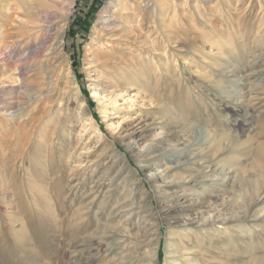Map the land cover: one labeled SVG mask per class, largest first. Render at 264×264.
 <instances>
[{
  "label": "rangeland",
  "instance_id": "obj_1",
  "mask_svg": "<svg viewBox=\"0 0 264 264\" xmlns=\"http://www.w3.org/2000/svg\"><path fill=\"white\" fill-rule=\"evenodd\" d=\"M164 1L167 15L140 31L149 57L126 53L130 63L111 77L86 65L93 30L117 0H74L51 65L17 55L21 17L0 28L9 36H0V264H264V205L246 206L259 188L264 200L254 160L264 146V0ZM145 144L158 149L142 160ZM235 176L233 191L217 182ZM124 179V193L111 192ZM214 213L248 218L221 232L192 226ZM108 226L123 238H103Z\"/></svg>",
  "mask_w": 264,
  "mask_h": 264
},
{
  "label": "bare ground",
  "instance_id": "obj_2",
  "mask_svg": "<svg viewBox=\"0 0 264 264\" xmlns=\"http://www.w3.org/2000/svg\"><path fill=\"white\" fill-rule=\"evenodd\" d=\"M131 1H133V0H117V3H116L117 6L115 7V10L117 12L113 13V14H109V15L100 17L99 24L101 26H100V28H96L95 30H93L94 34H96V35L92 36V38H91V43H92L91 45L95 47V49H93L92 52H91L93 58H91L89 60L90 64L86 65V67L94 66V67H96L98 69L99 73L103 74V70H104L106 72L107 76L111 77V76L115 75L119 71V68L121 66L128 64L127 62H129V59L125 58L126 53L129 52V56L130 57L133 54L135 55L136 53H139V55L140 54H144L147 57H149L148 50L152 49V45H151V42H148V41L145 40V38L148 35L143 37L142 34L140 33V31L143 30L142 26L144 24H147V22H149V21L155 22L158 16L160 17L159 20H163V18L167 15L168 9L172 5L169 4L168 2L164 1V0H139V3H140L139 6H138L137 2H135V3H137V5L134 4L132 6V2ZM73 3H74V0H8L6 5H4V7L2 6L3 8H0V28H2V26L4 27V24L9 25V27L13 26V24H17L18 22L16 21V19L18 17H21L22 21L20 23H18L17 25H20V27L22 28L23 32H18V30H17V32H18L17 34H18V36H20L21 33H22V35H25V37L27 38L26 39L27 41H25V43H24V45H25L24 50H22L19 53H17V55L20 57V59H23V63H25V64L28 63L29 59H31L35 63L36 62H40L39 66L51 65V64L54 63L53 62L54 58L56 56H58L61 53V51H62V46H63L62 44H63V38H64V33H65L66 22H67V20L69 18V15L71 13L70 8L73 7L72 6ZM170 15H172V14H170ZM131 21H135V22L137 21L138 22V25H137L138 29L137 28H129V27H127L128 25L127 26L125 25L126 23H129ZM135 24H137V23H135ZM163 24H164V22H163ZM160 25H162V24H160ZM110 26L112 27V30H107L106 27H110ZM4 28L1 29V30H3L2 31L3 33H2V35L0 33V36L3 37V40L5 42V40L9 36H8V32L7 33L5 32ZM50 31H52V34L50 36V39H48L49 42L48 43H43L41 45L42 49L34 50L33 49L34 44H31V41L32 40L35 41V40H38V39L40 40L42 36L47 35ZM131 32H134L133 38L131 36ZM163 33H164L166 38H169L170 31L168 29H165ZM6 35H7V37H6ZM4 36H5L6 39H4ZM12 37H13V35H12ZM19 38H21V37H18V39ZM129 39H130V41L128 42ZM2 41H0V42L3 43ZM3 45H4V43H3ZM16 45H18V44L16 43L15 46ZM19 45L21 46L20 43H19ZM1 46L2 45L0 44V47ZM26 51H27V53H26ZM151 57H153V56H151ZM29 63H31V62H29ZM225 70H227V69H225ZM26 72H29V71H26ZM119 76H118V78H119ZM21 78L22 77H20V79ZM17 80H18V77H17ZM90 81L91 82L95 81V78H93V76H91L90 77ZM18 84H19V82H18ZM23 86L21 84H19V86L17 88L20 89V88H23ZM30 88L31 87H29V89ZM72 89L74 91L73 93L77 96V99H78V95L80 94L78 86L76 84H73V88ZM11 92H12V89L8 90V94L9 93L11 94ZM24 92H26V91H23V93ZM17 93H19V92H17ZM34 94H36V93H34ZM28 96L30 97V95H28ZM31 99H33V98H31ZM20 102H22V101H20ZM27 102H29V101H27ZM32 104H33V102H32ZM79 104H80L79 105V109H80V107H83V109H86V105H85L83 100H81L79 102ZM23 105L25 106L26 104H23ZM24 106H20L18 114H20V113H22L24 111ZM11 111H13V109ZM14 112H16V111H14ZM3 113H5V112H3ZM11 115H12V113H11ZM21 115H24V114H21ZM28 115H29V113H28ZM181 129L175 130L176 131V135L181 136L183 134ZM130 137H132V136H130ZM210 138H212V136ZM211 140H213V141L212 142L210 141V143L208 144V147L211 148L212 150H216V149L218 150L220 144L217 143V141L221 143L219 138L217 139V141L214 138L211 139ZM135 144H136V140L133 139L132 142H127L124 145V147L126 149H130V148L135 147ZM187 145L188 144H186V146ZM188 147L193 148V144L191 146L188 145ZM185 148H179V149L177 148L178 149L177 153L182 152ZM157 149H158V147H157L156 144H154V145H151V144L146 145L145 144V146L143 145L142 148L139 150V155L137 154L136 156H140L141 155L142 156L141 158L143 160V159L146 158V156L149 153H152V152H154V150L156 151ZM174 149H175V147H172V151H175ZM230 149H232V148H230ZM229 152L230 153H228L227 156L231 157L232 156L231 155L232 151H229ZM255 155H256L255 159H254L255 163L257 165L264 166V146L260 147V149L258 150L257 154H255ZM165 169H169V168L166 167ZM230 176H232V175H230ZM195 177H196L195 175L191 176L192 179H194ZM147 178H149V176H147ZM224 178H225V176L220 177V180L222 181V180H224ZM231 178L229 177L227 179V181H230V183H228V184L224 183V182H221V181L219 182V180H217V182L218 183H223L222 184L223 186H226V185L229 186L228 187L229 191H233L235 189V186H236V176L233 177L232 179ZM171 181H173V184L177 185L176 180L171 179L170 183H171ZM112 185H113V188L111 187L112 188L111 192L116 190L119 193H124V191L126 190V187H127V182L124 179L121 184L113 183ZM224 189H226V188H224ZM259 189H258V193L256 194L257 196L252 198V200L247 201L246 202V204H247L246 206H250V207L252 206L254 208V207H258V206L260 207V206L264 205L263 204L264 200L260 199V194L262 193L263 189L260 190V191H259ZM160 190L161 189H159V188L156 189V191H158V192H160ZM259 192H260V194H259ZM110 195H111V193H109L108 196H104V200H103L104 204L106 203L107 199L110 198ZM131 204H132V201H129V202L123 204V205H119V207L117 206L113 211L119 210L120 208L126 207V206L131 205ZM126 210H127V207H126ZM126 212L130 213L128 211H126ZM212 215H213L212 218H205L203 220L196 221L195 225H192V226L194 228H196L199 232L202 231L203 233H206L209 228H213V227L216 228L215 227L216 225H221L222 229L219 230L221 232L224 229H226V227L230 223H238L241 220V218L242 219H247L248 218V216H245L244 213L242 215H233V216H229V217H226L224 215L222 216V214H220V213L217 214V215L214 213ZM219 217H221V218H219ZM258 222H260V221H258ZM261 223L262 222H260V224ZM106 229H107L108 233L104 232L103 238L109 237V236H112V235L113 236L114 235H120V233H116L115 231H113V227H109L108 226ZM119 231H121V229ZM262 231H264V230H262ZM251 232L254 233V231H252V229H249L248 233L251 234ZM124 233L126 235L128 234V231H126L125 228H124ZM211 237H213V236H211ZM121 238H123V235L118 236V239L121 240ZM147 241H149V240H147ZM137 244L139 245L140 241H136L135 245H137ZM120 260H122V258ZM150 260H151V262H149L148 264H154V262H152L153 259L149 258V261Z\"/></svg>",
  "mask_w": 264,
  "mask_h": 264
}]
</instances>
